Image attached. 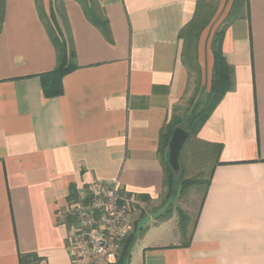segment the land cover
Listing matches in <instances>:
<instances>
[{"label":"crops","instance_id":"crops-1","mask_svg":"<svg viewBox=\"0 0 264 264\" xmlns=\"http://www.w3.org/2000/svg\"><path fill=\"white\" fill-rule=\"evenodd\" d=\"M197 2L99 0L108 40L78 2L65 0L77 68L59 82L36 1L5 0L0 264L27 255L73 264L70 205L93 182L116 180L138 202L127 264H264V0H249L248 15L224 36L233 88L198 135L223 146L221 164L186 239L181 210L173 211L177 193L164 185L160 137L189 91L179 36Z\"/></svg>","mask_w":264,"mask_h":264},{"label":"trees","instance_id":"trees-1","mask_svg":"<svg viewBox=\"0 0 264 264\" xmlns=\"http://www.w3.org/2000/svg\"><path fill=\"white\" fill-rule=\"evenodd\" d=\"M35 1L39 17L57 53V66L50 75H54L60 82L63 77L77 68L75 63V50L64 7L65 0H49V11H46L43 0ZM75 1L80 4L87 19L101 30L106 39L111 40L109 22L103 12L99 0ZM248 3L249 0H232L231 9L227 18L224 20V26L221 30L216 31L212 38L210 45L213 57L212 76L209 90L206 92L205 96L203 98H197V95L194 96L189 101V106L183 111V113H175L161 132L159 154L165 175L164 185L168 190V196L176 193L179 185L182 186L183 189L198 186L204 189L203 201L210 187L214 169L221 164L220 156L223 146L221 144L203 141L199 139L198 135L203 125L209 119L219 103L233 88V69L229 66L224 57L223 40L226 30L231 25L230 19L234 18L236 21L243 18V16H241L243 9H245V13L248 15ZM214 15V8H210L206 5L205 0H198L193 19L187 26H185V28H183L179 36L183 45L181 58L183 64L189 71V85L191 84V79H195L194 76H197L195 79L198 83L197 90L202 87L200 84L201 66L198 61L199 41L202 33L207 29ZM4 16L5 0H0V31L3 26ZM44 77L46 76H43V79ZM60 90L61 88L59 84L56 93L60 94ZM177 128H181L189 134L181 150L179 158L181 170L179 174L172 170L168 161L169 144L173 132ZM191 162L193 164L199 162L202 165H207L210 168L209 177L206 179L186 178V172L189 164H192ZM179 217L178 233L183 239H186L192 218L183 211H180ZM134 243L135 236L132 234L124 241L122 249L116 257L115 264L128 263ZM37 263L38 258L33 255L22 256L20 258V264Z\"/></svg>","mask_w":264,"mask_h":264},{"label":"built area","instance_id":"built-area-1","mask_svg":"<svg viewBox=\"0 0 264 264\" xmlns=\"http://www.w3.org/2000/svg\"><path fill=\"white\" fill-rule=\"evenodd\" d=\"M137 207L136 198L124 193L118 180L90 184L70 205L74 226L67 248L73 264H110L133 233Z\"/></svg>","mask_w":264,"mask_h":264},{"label":"rangeland","instance_id":"rangeland-1","mask_svg":"<svg viewBox=\"0 0 264 264\" xmlns=\"http://www.w3.org/2000/svg\"><path fill=\"white\" fill-rule=\"evenodd\" d=\"M205 4L210 8L215 9V15L212 18L209 26L202 33L198 46V61L201 66V88L198 89V83L195 79L189 86L187 97L179 103V110L177 114L183 113V111L189 106V101L197 95V98L204 97L206 92L209 90L211 76H212V53H211V41L216 31L221 30L224 26V20L227 18L228 13L231 9L232 0H205ZM241 16L245 17V9L242 10ZM231 24L234 23L235 19H230ZM194 74V73H193ZM196 82V83H195ZM192 163V162H191ZM210 168L207 165L201 163L189 164L186 172V178L188 179H206L209 177ZM179 174V173H177ZM204 189L202 187H190L183 189L182 186H178L176 190V196L172 198L173 205H175L173 211L178 212V208L186 213L194 220L199 211ZM177 217L179 218L178 214Z\"/></svg>","mask_w":264,"mask_h":264},{"label":"water","instance_id":"water-1","mask_svg":"<svg viewBox=\"0 0 264 264\" xmlns=\"http://www.w3.org/2000/svg\"><path fill=\"white\" fill-rule=\"evenodd\" d=\"M188 132L181 128H177L172 135L170 144H169V154H168V161L175 173H179L181 170L180 167V154L183 148V145L188 137Z\"/></svg>","mask_w":264,"mask_h":264}]
</instances>
